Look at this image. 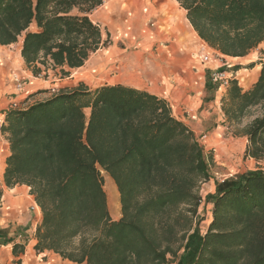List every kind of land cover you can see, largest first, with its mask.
<instances>
[{
	"label": "trees",
	"instance_id": "16d2710c",
	"mask_svg": "<svg viewBox=\"0 0 264 264\" xmlns=\"http://www.w3.org/2000/svg\"><path fill=\"white\" fill-rule=\"evenodd\" d=\"M103 2L0 0V46L21 37L20 55L34 76L40 66L68 75L103 44L90 17ZM176 2L198 38L221 55L244 56L264 41V0ZM256 63L249 88L228 80L221 110L228 124L258 111L241 133L245 156L260 159L264 61ZM0 132L9 149L5 185L28 186L40 208L37 253L52 251L73 264H264V170L216 181L202 233L199 190L212 157L155 94L120 83L64 88L8 109ZM102 172L118 191V219L110 215Z\"/></svg>",
	"mask_w": 264,
	"mask_h": 264
},
{
	"label": "crops",
	"instance_id": "0c3cea01",
	"mask_svg": "<svg viewBox=\"0 0 264 264\" xmlns=\"http://www.w3.org/2000/svg\"><path fill=\"white\" fill-rule=\"evenodd\" d=\"M122 1L124 2L125 0ZM173 1L179 6L176 0ZM103 3H105V0ZM103 3L101 6H103ZM122 5L123 4H121V6ZM159 5L164 6L165 9L170 8L172 10L171 18L179 17L178 19H180L183 16L185 17V13H182L183 15L181 17L176 15V9L172 6L170 0H160ZM96 10L90 15L91 19ZM118 16H112V20L115 22ZM104 17L106 18V15ZM123 17H125V19L122 22L124 23L126 21L129 25L128 29L130 34L128 36L125 35L123 31L125 25H122L121 39L126 41L125 44L127 46H136V48L131 53L121 51V57L124 56V59L125 57L132 59L138 55L143 60V65L138 66L142 72L138 75L139 79L136 80L137 82H131L130 80L125 84L145 90L165 99L170 105L172 114L183 121L196 136H200V139H204L201 141L204 149H216L220 143L229 142L234 139L235 141L241 140L240 142L244 141V143H247V137L245 135L240 134V136H234L228 131V123L221 110V98L225 94L226 85L210 87L209 78L205 75L203 65L201 64L202 61L200 60L201 63L199 64L196 59L197 54H194V48L201 45V42L203 44L206 43L200 39L197 40L201 42L193 43L184 35V30L177 22V19L171 20V18L164 15L162 19L167 22L166 25L171 26L170 30L172 31V36L170 40H168L170 44L165 47H170L173 50V54L172 57H170L171 54L167 55L165 52H158V48L155 49L157 52H154L151 50V46L154 45L155 32L157 30L155 26L148 27L147 24L150 18L147 19L140 16L135 19L134 23V19H129L130 15H124ZM151 23H153V20ZM145 29L149 31H145ZM20 43L21 42H18L19 47L17 48L16 56L18 57L19 64H22L24 68H22L20 72L13 71L8 74L7 78L9 81H6L4 77V70L7 71L9 65L8 56L0 55V123L4 120L5 112L11 108V104L7 107L5 106L6 103L9 101L13 102L12 100L17 97H8V95H6V91L10 92L12 89L15 90L14 83L11 81V76L14 73H17L22 80L23 88L18 92L22 94L23 98L30 97L44 88H54V85H58L57 87L60 89H64L65 87L71 89V87L75 86L69 83L66 84L65 81L67 78L58 79L56 82L60 83H52L51 87L48 85L44 87L45 85L36 81L39 79L25 66L20 55ZM13 44L15 43L10 44V46ZM248 54L249 53L244 56L230 58L243 60ZM111 58H114V56ZM109 59L110 58H108L107 61ZM88 60L91 61L90 56ZM254 60L255 59H247L246 61L248 64H251L254 63ZM262 61H264V59ZM108 62L105 63V68L102 73L107 74V71L113 68L114 64L108 66ZM111 62H113V60ZM90 63L95 64L92 72H99L101 64H96V61ZM145 63L147 64L144 65ZM232 64H235V62L227 64L228 67H224L221 70H224L226 75L232 76L233 70L231 72L227 71L231 70L229 68L234 66ZM240 70L241 69H238L234 72H239ZM250 70H254L253 73L245 77H247L246 79L248 82H250L253 77L254 79L247 87H242L244 90L249 88L257 80L260 64L254 63V65L250 67ZM231 78L234 77L232 76L230 79ZM43 82L48 83L49 81L44 80ZM8 98L10 100H8ZM3 137L5 136L0 132V264H72L69 260L62 259L52 251L37 253L34 249L36 243L35 231L41 220L40 208L36 204L34 197L29 193L28 186L15 185L8 187L5 185L3 172L5 158L9 153V149L6 139V146L4 147ZM245 146L246 144H244L243 147L245 148ZM216 181L222 180L210 177V179L203 184L208 186V191L202 197L203 200L200 206H204L205 208L212 206L210 202H206L205 198L208 194L215 193ZM34 205L36 207L31 208ZM210 219L211 215L209 219H207V222H209ZM14 247L15 251L13 250Z\"/></svg>",
	"mask_w": 264,
	"mask_h": 264
},
{
	"label": "rangeland",
	"instance_id": "374dc122",
	"mask_svg": "<svg viewBox=\"0 0 264 264\" xmlns=\"http://www.w3.org/2000/svg\"><path fill=\"white\" fill-rule=\"evenodd\" d=\"M130 0H125L124 2L122 0H105V3H103V6L98 7L97 10L93 13L92 19L96 21L101 28L102 31V40L103 44L100 46L97 51H95V54H91V61L87 59V61L84 63L83 67L79 69H71L69 71L68 75H63L60 73L58 69H52L51 67L47 66H40L41 71L37 74V78L39 80H36L40 82L42 85H48L51 87L52 83H60L56 82L58 79H64L67 78L65 81L66 84H71L73 87H77L79 85H84L88 87L89 89L93 90L94 88L104 85V84H124L128 83L130 80L131 82H137L136 79L130 78L128 75L127 69L123 68L122 65H127L132 67L131 69L135 75H139L142 70L138 68V66L143 65V60L137 55L135 58L129 59L126 58L124 59V56L121 57V51H124L126 53H131L133 50H135L136 46H127L125 43V40L121 39V30H122V25H125L123 27V31L125 35H129L130 31L128 29V24L126 21L123 23L122 21L125 19L123 17L124 15H129V13L121 6V4L126 3ZM123 2V3H122ZM172 6L176 9V15L182 16V13H185L184 10H182L173 0H170ZM105 4V5H104ZM112 5V6H111ZM120 6V7H119ZM107 13V14H106ZM121 15H120V14ZM168 18H171L172 10L170 9L169 12H166ZM106 15V18L104 17ZM118 16L117 19L112 20V16ZM104 17V18H103ZM179 18V17H178ZM178 18H171L172 19H177V22L181 25V27L184 29L187 28L188 21L186 17H181L179 20ZM106 20V21H105ZM111 20V21H110ZM129 20V19H128ZM153 20V23H151ZM133 21V20H132ZM135 22V20H134ZM114 23V24H113ZM156 23V24H155ZM166 21L163 20L161 23L158 20H154L153 18L148 21V27H154L156 28L155 32V40H154V45H152V51L154 52H165L168 54H171L170 57H172L173 50L170 47H165L166 45H169L170 37L172 36V31L171 26L166 25ZM152 24V25H151ZM162 24V25H161ZM165 24V25H163ZM113 26V27H111ZM115 26V28H114ZM168 28V29H167ZM145 31H149L148 29H145ZM147 33V32H146ZM151 35V34H150ZM185 35V34H184ZM186 36V35H185ZM187 37V36H186ZM191 40L193 43L194 42H199L200 40H197V36L193 34L192 38H188ZM22 38L20 37L17 41V43L13 45H6V46H1L0 47V55H6L8 56L9 59V65L7 67V71L4 69V77L6 81H9L7 78L8 74H10L13 71H19L24 68V66L19 64L18 57L16 56V51L18 46V42H21ZM201 42V41H200ZM21 45V43H20ZM158 48L157 51L155 49ZM112 50H118V54L114 56V58H110L108 61V54L112 53ZM201 53H207L209 55V60L204 63L200 62V54ZM249 54L246 56V58H243V60L239 59H231L230 57H226L224 55H221L218 51L208 47L206 44H203L201 42V45L197 46V48H194V54H197V60L198 63L203 65V70L205 72V75L210 78V75L214 71H221L224 72V70H221L224 67H228L227 64H232V65H239L241 66V70L239 72H234L232 70H227L229 72L232 71V76L234 78L231 79H236L238 81V84L241 87H247L248 84L251 83L248 81H244L245 76L251 75L253 73L252 70H250V66L247 63V59H255L254 63L259 62L260 60L264 59V41L262 43H259L255 48L251 49ZM113 62H111L112 60ZM96 64H101L99 72H92L93 67L95 64H92L90 62H95ZM246 61V62H245ZM108 62L109 65H113L112 69H109L107 74L102 73L104 68H105V63ZM2 63V62H1ZM227 63V64H226ZM145 63L144 65H146ZM3 66V64H2ZM228 69V68H227ZM230 69V68H229ZM131 71V70H130ZM230 75H227L228 80H230ZM44 80H48V83H44ZM219 83H215L210 81V87H214L218 85ZM6 85V84H5ZM58 85H54L55 91H52L51 88H44L41 89L40 92L33 94L32 96H28L23 98L22 94L19 93L18 91H15L14 89L10 90V92L6 91V95L8 97H14L17 96L14 100L18 104V107H27L35 102L44 100L51 95L57 93L60 88L57 87ZM221 86V85H219ZM71 87V88H73ZM66 88V87H65ZM7 90V89H6ZM8 100H10L8 98ZM12 102H7L5 106L8 107ZM11 109V108H9ZM87 109V108H86ZM84 109V110H86ZM257 110L253 112L252 115L246 116L241 119L239 123H233V124H228V131L231 132L234 136H240L241 129L242 127L253 117L257 114ZM88 117V116H87ZM243 135V134H242ZM241 135V136H242ZM204 136V135H201ZM200 142L201 145L203 143L204 139H200V136H196ZM6 138L3 137V145L4 147L6 146ZM241 141V140H240ZM239 140H231L227 142H222L220 143L216 149L213 148H206L204 149L206 153L211 155L212 161L209 166V174L210 177L216 178L218 180H223L226 178H230L232 176H235L237 174L246 172L247 170H253V169H263L264 170V157L260 159H255L249 156H245V148L243 147L244 144H248L243 142H240ZM102 177L105 183V178L108 176L105 172H102ZM231 174V175H230ZM109 177V176H108ZM225 177V178H224ZM103 183V184H104ZM205 182H203L200 185V190L199 194L201 197L205 195V193L208 191V186L203 185ZM104 188V186H103ZM105 190V189H104ZM106 193V198H107V204H108V209L110 212V215L113 219H118L120 217V203H119V209H115V207L112 205L111 210L108 202V197H107V192ZM119 199V198H118ZM203 200V198H202ZM211 208L212 206H208V208H205L204 206H199L198 207V216L200 217V223H199V229L203 233L208 225L209 222H207V219H209V216L211 215ZM71 262V261H70ZM72 263V262H71ZM73 264V263H72Z\"/></svg>",
	"mask_w": 264,
	"mask_h": 264
},
{
	"label": "bare ground",
	"instance_id": "6f19581e",
	"mask_svg": "<svg viewBox=\"0 0 264 264\" xmlns=\"http://www.w3.org/2000/svg\"><path fill=\"white\" fill-rule=\"evenodd\" d=\"M159 4H160V0H130L126 3H123L122 6L129 13V15H130L129 19L131 18V19L135 20L136 18L142 16L143 18H147V19L150 18L149 20H151L153 18L154 20H158L162 23L164 20V19H162V17L164 15L167 16L166 12H169L170 8L165 9L164 6L159 5ZM140 20H142V19H140ZM179 20H181V19H179ZM165 24H167V23H165ZM136 25H138V24H136ZM181 25H183V24H181ZM184 34L187 36V38H192L193 34L196 35V33L194 32V30L192 29V27L190 26L189 23L187 25V28L184 29ZM117 54H118V50H115V51L113 50L112 53L108 54V58L116 56ZM122 66H123V68L127 69L128 75L130 76V78L136 79V80L139 79L138 75H135V73L132 72V70H133V69H131L132 67L127 66V65H122ZM246 78H244L245 82L248 81ZM84 111L86 113V116H88L89 109H86ZM104 189L107 192L110 210H111L112 205L115 207V209L118 210L119 209V199H118L119 194H118V191L116 189L114 182L108 176L105 178Z\"/></svg>",
	"mask_w": 264,
	"mask_h": 264
},
{
	"label": "built area",
	"instance_id": "2783aa9c",
	"mask_svg": "<svg viewBox=\"0 0 264 264\" xmlns=\"http://www.w3.org/2000/svg\"><path fill=\"white\" fill-rule=\"evenodd\" d=\"M199 58L202 62L206 63L209 60V55L207 53H201ZM210 79L212 82L219 83V85H227V83H228L227 75L225 74V72H221V71L212 72L210 75ZM11 81L14 83V87H15L16 91L22 90V88H23L22 80L17 73H14L11 76ZM51 90L55 91L54 88H51ZM17 107H18V104L16 103V101H13L11 103V108H17ZM0 125H1V123H0ZM34 207H36V206L34 205L31 208H34Z\"/></svg>",
	"mask_w": 264,
	"mask_h": 264
},
{
	"label": "water",
	"instance_id": "95a60500",
	"mask_svg": "<svg viewBox=\"0 0 264 264\" xmlns=\"http://www.w3.org/2000/svg\"><path fill=\"white\" fill-rule=\"evenodd\" d=\"M88 116H89V114H88Z\"/></svg>",
	"mask_w": 264,
	"mask_h": 264
}]
</instances>
